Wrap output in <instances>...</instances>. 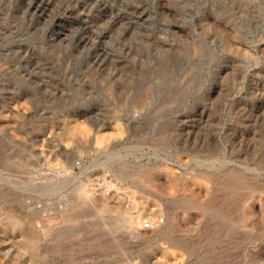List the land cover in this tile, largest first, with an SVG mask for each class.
Instances as JSON below:
<instances>
[{"label":"rangeland","instance_id":"obj_1","mask_svg":"<svg viewBox=\"0 0 264 264\" xmlns=\"http://www.w3.org/2000/svg\"><path fill=\"white\" fill-rule=\"evenodd\" d=\"M212 153L264 176V0H0V264H172L161 235L125 245L141 197L180 264H264V177L225 189Z\"/></svg>","mask_w":264,"mask_h":264},{"label":"bare ground","instance_id":"obj_2","mask_svg":"<svg viewBox=\"0 0 264 264\" xmlns=\"http://www.w3.org/2000/svg\"><path fill=\"white\" fill-rule=\"evenodd\" d=\"M191 157H192L193 162H195V163H206L211 168H214L216 165L222 166L223 167L222 171L224 170L223 171V175H224L223 183H224L225 189L226 188L231 189L232 186H230V184H227V183H231L233 179L236 180L235 178H237L240 175H244L248 178L249 177L250 178L255 177V179H254L255 181H256V177H264V176H262V172H261L262 169L259 170L258 169L259 167L250 166L248 164H237L233 160H231L227 154H224V156H222V158H220L219 156H217L214 153L211 154L210 158H209V156H203L202 157V156H199L198 154H195L194 156H191ZM258 165H260V164H257V166ZM170 180L172 181V184H177L176 178L172 177ZM207 181L212 185V187H213V185H219L218 177L216 176L215 173L212 172L211 174L208 175V177L203 176L202 174L196 175L195 177H193V180H192L193 185L192 186L193 187H195V186L199 187L201 184H204ZM140 182L142 183V185L150 188V190L152 189L154 192H156L159 195H163L164 194L163 192H165V190L164 191L161 190L158 187V185L154 184L155 182H152L151 179L149 180V177L145 176V178L141 179ZM110 186H112V185L109 184L106 188H104L105 194H106V192ZM184 186L179 187V188L181 190H183L185 188H186L185 190H189L190 195L192 196L191 198L193 200L197 201L200 199V197H198V196L196 197L197 194L196 195L192 194L193 188L188 189L187 187L184 188ZM121 187H119V188H121ZM117 188H118V186H117ZM248 188L250 190L251 199L247 203V206L251 205L252 207H255L256 204L260 205V207L263 206L264 203H262V202H264L263 201L264 189H262V188L258 189L252 183L248 184ZM228 190L229 189H227V191ZM206 192H207L206 193L207 195L208 194L211 195L214 192V190L212 192V189H207ZM91 193L92 192H90V189H88L86 185L80 184V186H78V188H77V195H76L77 200L79 202H81V204H82V202L83 203H86V202L89 203L88 201H90V199H92ZM225 201H226L225 207L231 206L229 198L226 199ZM79 202H78V204H79ZM90 203H92V202L90 201ZM149 205H152V204H150V201L148 199H143L141 197V199H138V200L132 199L130 204L128 206H126L125 208L124 207L123 208H120V207L117 208L116 206H112V207L117 208L116 211L119 213L118 218H120V221H122L120 223H124L123 225L127 228L126 231L128 234H127V237L124 238V239H126V240H124L126 242L125 245L128 246L129 248L133 249L136 246L140 245L143 241L145 242L149 238L151 239V237H154V235L155 236L161 235L163 237V239L165 240V242L167 243L165 246H163V250H161V253L165 254L168 258L173 257V259L171 258L172 262H170V263L180 264L185 258L186 259L188 258V256L194 250V248L190 247L185 242L179 240V238L177 236H171L167 233L166 225L160 221V218L163 216V214L165 213V210H166L164 205L158 204L156 201H153L152 207H153L154 211L152 213H150V218L148 220H144V216L148 214V206ZM109 208H111V206ZM224 208L222 207L223 210H224ZM262 208L264 209V206ZM228 209H226L225 211H228ZM253 211H254V209H253ZM12 215L10 216L8 214L6 216L7 221L11 225L10 228H12V230H14V229L21 230L22 226L20 225V223H21L20 219L17 217H14ZM145 221H148V222L145 223ZM120 225H122V224H120ZM32 236H34V235H32ZM168 260H170V259H168ZM168 263H169V261H167L166 264H168ZM195 264H197V263H195Z\"/></svg>","mask_w":264,"mask_h":264}]
</instances>
